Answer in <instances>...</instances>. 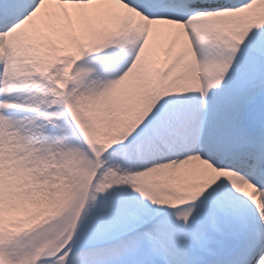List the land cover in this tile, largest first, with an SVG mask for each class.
I'll return each instance as SVG.
<instances>
[{"label":"snow or ice","instance_id":"snow-or-ice-1","mask_svg":"<svg viewBox=\"0 0 264 264\" xmlns=\"http://www.w3.org/2000/svg\"><path fill=\"white\" fill-rule=\"evenodd\" d=\"M0 264H264V0H0Z\"/></svg>","mask_w":264,"mask_h":264}]
</instances>
